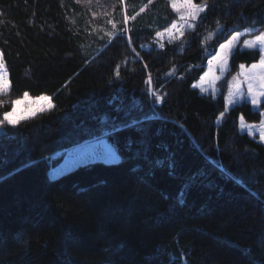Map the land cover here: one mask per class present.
<instances>
[{"label": "trees", "instance_id": "16d2710c", "mask_svg": "<svg viewBox=\"0 0 264 264\" xmlns=\"http://www.w3.org/2000/svg\"><path fill=\"white\" fill-rule=\"evenodd\" d=\"M189 1L203 12L159 49L167 0L95 17L79 0H0V121L17 99L52 103L0 123V264H264V146L238 132L260 115L194 88L229 37L264 32V0ZM259 58L236 51L230 74ZM102 137L119 161L49 178L52 157Z\"/></svg>", "mask_w": 264, "mask_h": 264}, {"label": "rangeland", "instance_id": "374dc122", "mask_svg": "<svg viewBox=\"0 0 264 264\" xmlns=\"http://www.w3.org/2000/svg\"><path fill=\"white\" fill-rule=\"evenodd\" d=\"M79 1L89 6L94 17L101 14L112 15L114 11L115 4L113 0ZM167 1L176 14L177 20L166 31L156 36L159 49L163 47L165 42L180 39L187 31L191 30L197 17L203 12L202 7L194 6L189 0ZM261 36H264V32L255 33V30L247 29L229 37L226 42L218 47L216 54L207 61L206 72L194 85V88L200 93L213 98L222 96L225 102V113L243 103L248 104L253 111L258 112L260 115L258 123H248L243 118H240L238 121V132L245 134L250 139L264 146V112L260 110V106L264 102V95H261V93H264V87H261V77H264V67H261V60H264V41L259 39ZM236 51H256L260 54V58L257 63L249 67L240 66L238 72L232 75L230 74V58ZM218 57L221 59L217 60ZM0 78H2L0 79V87H3L5 83L8 85L7 74L4 70L1 56ZM8 90L9 85L0 91V98L6 95ZM253 93L257 96L255 103H253ZM23 99L25 103L17 107L16 114L13 117V119L19 118L20 122L52 109V103L48 98L32 99L24 97ZM3 124L8 125L7 122H3ZM3 132V128L0 125V135ZM102 144L107 145V149L102 147ZM110 153H112L111 156H106ZM59 157H62V163L49 172V176L53 179L88 162L102 161L111 163L120 160L116 149L106 137L84 143L70 151H65L61 155L57 154L52 159L55 160Z\"/></svg>", "mask_w": 264, "mask_h": 264}, {"label": "snow or ice", "instance_id": "6c2138e0", "mask_svg": "<svg viewBox=\"0 0 264 264\" xmlns=\"http://www.w3.org/2000/svg\"><path fill=\"white\" fill-rule=\"evenodd\" d=\"M259 39L261 41H264V36L259 37ZM220 59L221 58H219V57L217 58V60H220ZM261 67H264V60H261ZM0 79H2V78H0ZM7 87H8V85L5 83L3 87H0V91H2L4 88H7ZM249 87H250V91H251V85ZM261 87H264V77H261ZM261 95H264V93H261ZM256 99H257V96L255 93H253V103L256 102ZM24 103H25L24 99L23 100H20V99L15 100L14 101V107L12 108L11 111H8V112L3 114V118H2V121H0V123L7 122V124L10 126H18L20 119L19 118L13 119V117L16 114L17 107L19 105L24 104ZM25 118H27V117L25 116ZM101 146L107 149V145L102 144ZM111 155H112V153L107 154L106 156H111Z\"/></svg>", "mask_w": 264, "mask_h": 264}, {"label": "crops", "instance_id": "0c3cea01", "mask_svg": "<svg viewBox=\"0 0 264 264\" xmlns=\"http://www.w3.org/2000/svg\"><path fill=\"white\" fill-rule=\"evenodd\" d=\"M70 150H71V149H70ZM70 150H69V151H70ZM49 178H50V179H53V178H52V177H50V176H49Z\"/></svg>", "mask_w": 264, "mask_h": 264}]
</instances>
